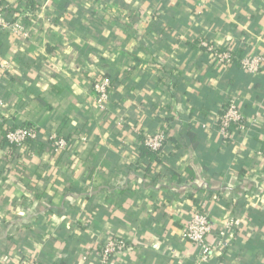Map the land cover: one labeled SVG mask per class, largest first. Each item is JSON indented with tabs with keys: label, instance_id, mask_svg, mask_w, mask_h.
<instances>
[{
	"label": "crops",
	"instance_id": "1",
	"mask_svg": "<svg viewBox=\"0 0 264 264\" xmlns=\"http://www.w3.org/2000/svg\"><path fill=\"white\" fill-rule=\"evenodd\" d=\"M0 1L32 29L0 31L6 125L40 134L16 160L0 145V264H92L113 238L126 243L113 264H264V69L221 67L200 46L264 54V0ZM107 74L104 113L93 81ZM231 101L247 129L225 141ZM162 128L172 142L147 171L138 146ZM52 134L68 148L43 144ZM194 208L212 242L240 221L206 263L183 237Z\"/></svg>",
	"mask_w": 264,
	"mask_h": 264
},
{
	"label": "built area",
	"instance_id": "2",
	"mask_svg": "<svg viewBox=\"0 0 264 264\" xmlns=\"http://www.w3.org/2000/svg\"><path fill=\"white\" fill-rule=\"evenodd\" d=\"M0 1V31H10L17 38L29 39L31 28L27 27L19 17L17 20H10L5 15L6 7ZM200 46L204 48L211 56L212 62L219 64L221 67H231L234 64L233 53L230 49H220L214 44L206 41H200ZM9 64L0 60V69L7 70ZM240 67L249 75H258L264 69V54L248 53L240 61ZM110 81L106 78H96L93 81V92L95 96V104L99 111L106 112L111 104L112 91ZM6 103L0 102V127L5 125L4 131L6 139L12 145L20 148L34 146L39 142L40 136L36 126L29 124L21 125L15 128H9L6 125V119L3 108H7ZM219 131L223 140L228 141L232 138V129L237 127L240 130L247 129V123L243 114L234 102H230L223 110L222 115L218 119ZM55 151H64L68 148L69 142L55 134L49 136ZM167 139L166 129L162 128L154 134H148L143 138V144L154 152H159L164 148ZM85 140V139H84ZM264 156V152H263ZM240 224L239 220L228 221L226 228L219 231L216 235V243L212 242L211 237L214 231L209 214L201 208H194L189 213V220L183 231V237L196 245L199 249L198 262H208L216 251L217 247H223L225 240L232 235L235 228ZM126 248V243L120 239H109L105 242L100 251L89 254L85 259L92 264H113V257ZM35 264V263H31Z\"/></svg>",
	"mask_w": 264,
	"mask_h": 264
},
{
	"label": "trees",
	"instance_id": "3",
	"mask_svg": "<svg viewBox=\"0 0 264 264\" xmlns=\"http://www.w3.org/2000/svg\"><path fill=\"white\" fill-rule=\"evenodd\" d=\"M121 2H122V0H121ZM5 15H6L7 18H9L12 21L17 20L20 17V14L13 13V15H11V13L8 12L7 10H5ZM22 20L26 24V19L24 18ZM220 49H224V48H220ZM232 53H233V57H234V65L236 64L235 66H239L240 65V61L242 60V57L245 54V51L243 49H241L239 51L232 52ZM102 78H106V79H108L110 81V85H111L110 87H111V91L113 93L115 79L110 74L104 75ZM112 100L114 101V95L112 96L111 103H112ZM109 107H108V109H109ZM30 126H32V125H30ZM6 128L7 127L5 125L0 127V145H3L4 147H7L8 150L10 151V154L14 157V160H16L20 156V151L19 150L21 148L15 146V145H12L11 143L8 142V140L6 139L5 133H4ZM189 135L194 136L192 133H189ZM39 136H40V134H39ZM142 142H143V139H142L140 145L138 146V150H139V153H140L139 157L146 163V164H144V166L146 167V170L150 171L151 168H152L151 165L153 163H155L156 165H159V166L162 164L161 154L163 155V154L168 153V151H167L168 148H165V147H166L167 144H171L172 140H169L167 138L165 143H164V148L161 151H159V152H154V151L150 150ZM43 144L48 145L50 150H52L51 147L54 148L50 141L44 142ZM14 160H9L8 161V166L9 167L12 165Z\"/></svg>",
	"mask_w": 264,
	"mask_h": 264
}]
</instances>
